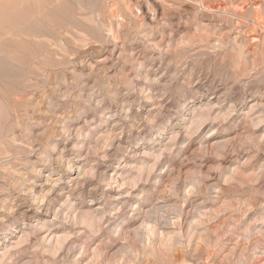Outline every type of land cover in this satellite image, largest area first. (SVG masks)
I'll use <instances>...</instances> for the list:
<instances>
[{
	"label": "rangeland",
	"instance_id": "rangeland-1",
	"mask_svg": "<svg viewBox=\"0 0 264 264\" xmlns=\"http://www.w3.org/2000/svg\"><path fill=\"white\" fill-rule=\"evenodd\" d=\"M0 17V264H264V0Z\"/></svg>",
	"mask_w": 264,
	"mask_h": 264
},
{
	"label": "bare ground",
	"instance_id": "bare-ground-1",
	"mask_svg": "<svg viewBox=\"0 0 264 264\" xmlns=\"http://www.w3.org/2000/svg\"><path fill=\"white\" fill-rule=\"evenodd\" d=\"M31 1V0H30ZM34 1V0H33ZM36 1V0H35ZM27 3H28V1H27ZM35 3V2H34ZM19 5V4H18ZM21 5V4H20ZM19 5V6H20ZM21 7V6H20ZM22 12V11H21ZM10 13V15H11V12H9ZM19 13H20V11H17L16 12V16H13V17H10L8 14H6V15H2L4 18L3 19H1V20H4V21H7V22H10V21H19V22H21V21H23V17L21 18H19ZM20 16H21V14H20ZM22 16H23V14H22ZM25 16V15H24ZM6 17V18H5ZM0 18H2V17H0ZM25 20V19H24ZM6 22V23H7ZM6 23H4V24H6ZM11 23V22H10ZM20 24V23H19ZM21 24H22V22H21ZM16 25H17V23H16ZM25 26H26V24H25ZM17 27V26H16ZM38 27V26H37ZM28 28V27H27ZM21 29V28H20ZM5 31V30H4ZM11 31V30H10ZM6 33L8 32V29H7V31H5ZM13 34V33H12ZM12 34H10V33H7V36H9V35H11L12 36ZM17 34V33H16ZM19 34H21V33H19ZM0 35H1V33H0ZM3 35V34H2ZM22 35V34H21ZM28 35V34H27ZM39 35V34H38ZM36 36V35H35ZM41 36V35H40ZM27 37V36H26ZM3 38V37H2ZM20 38V37H19ZM5 40H6V38H5ZM4 40V41H5ZM8 41V40H7ZM10 41V40H9ZM9 41H8V43H9ZM14 42V41H13ZM21 42V41H20ZM20 42H19V44H20ZM23 43V42H22ZM33 43V42H32ZM5 44V43H4ZM14 44V43H13ZM0 45H1V43H0ZM6 45H8V44H6ZM20 46V45H19ZM23 45H21V47H22ZM1 48V47H0ZM25 48V47H24ZM1 49H3V47L1 48ZM6 49V48H5ZM4 49V50H5ZM10 49V48H9ZM8 49V50H9ZM1 51V50H0ZM7 51V50H6ZM28 51V50H27ZM1 52H3V51H1ZM5 52V51H4ZM4 52H3V54H4ZM12 52V51H11ZM6 56V55H5ZM13 56V55H12ZM23 57V56H22ZM12 59V58H11ZM20 59V58H19ZM36 59V58H35ZM23 61V60H22ZM3 70H4V68H3ZM2 86V85H1ZM1 94V93H0ZM4 94V93H3ZM2 95V94H1ZM0 95V96H1ZM5 96V95H4ZM2 97V96H1ZM6 97V96H5ZM3 99H6V98H3ZM7 100V99H6ZM6 100H4V101H6ZM8 100H9V98H8Z\"/></svg>",
	"mask_w": 264,
	"mask_h": 264
}]
</instances>
